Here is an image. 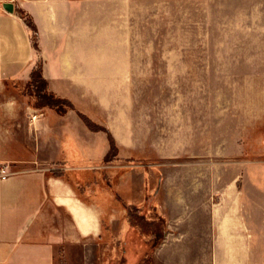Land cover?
<instances>
[{"label": "rangeland", "instance_id": "rangeland-1", "mask_svg": "<svg viewBox=\"0 0 264 264\" xmlns=\"http://www.w3.org/2000/svg\"><path fill=\"white\" fill-rule=\"evenodd\" d=\"M52 1L64 28L94 29L97 20L99 106L76 110L51 94L39 60L36 74L4 86L3 102L16 107L20 141L43 108L53 117L75 111L82 122L78 141L52 122L39 165L98 214L102 235L61 248L56 264H214L208 220L228 213L254 231L244 239L249 264H264V0ZM21 14L38 50L34 17ZM128 208L166 221L152 230L130 220ZM188 214L210 239L181 238L189 223L177 230L167 221ZM227 225L222 240H229ZM171 242L174 249L155 262L154 252Z\"/></svg>", "mask_w": 264, "mask_h": 264}, {"label": "crops", "instance_id": "crops-1", "mask_svg": "<svg viewBox=\"0 0 264 264\" xmlns=\"http://www.w3.org/2000/svg\"><path fill=\"white\" fill-rule=\"evenodd\" d=\"M52 2L0 0V264H56L61 248L87 246L102 235L98 214L68 196L62 180L51 177L45 165H39L45 163L48 155V129L55 120L69 127L63 129L66 135L76 141L82 140L76 128L77 124L82 126V122L76 112L53 117L49 109L39 110L37 113L44 118H29L27 122L32 133H27L26 140L20 141L13 129L16 107L3 102L4 86L29 79L39 60L42 79L51 94L72 102L76 110L99 106L97 20L94 29L91 23L89 27L68 25L64 28L57 22L58 8ZM5 3L13 4V13L3 8ZM21 13L33 15L40 30L38 50L31 28ZM88 98L97 105H81ZM36 124L42 128L37 136L33 129ZM59 147L62 149L61 142ZM232 195L236 197L235 192ZM161 217L166 221L163 215ZM211 218L207 227L210 229L213 221L217 239L214 264H249V249L244 251L243 246L249 247L244 239L252 237L254 231L244 232L243 219L233 213ZM225 220L228 221L229 240L221 239V224ZM167 221L177 230L180 222L189 223V229L181 232V238L211 237L209 231L204 233L198 229L200 220L191 214ZM174 244L160 246L154 252V261H159L164 250L172 251Z\"/></svg>", "mask_w": 264, "mask_h": 264}, {"label": "trees", "instance_id": "trees-1", "mask_svg": "<svg viewBox=\"0 0 264 264\" xmlns=\"http://www.w3.org/2000/svg\"><path fill=\"white\" fill-rule=\"evenodd\" d=\"M28 25L30 28H32L31 23H29ZM38 73H39V77L41 78L42 77L41 72L39 71ZM33 74H36V72H34ZM82 118L84 121H86V123L90 127L91 126V124L89 125L90 121L88 122V120L83 116H82ZM127 207H129V206H127ZM128 209L130 211L128 214V217L130 220L134 219L139 224H146L147 226L152 227V230H155V231L157 230V228H155V227L157 226L158 223H162V224L165 223V220L161 217V215H159L157 213H153L154 216L147 218V214L137 212V210L139 211L140 209H137L136 212H134L133 208H128Z\"/></svg>", "mask_w": 264, "mask_h": 264}, {"label": "water", "instance_id": "water-1", "mask_svg": "<svg viewBox=\"0 0 264 264\" xmlns=\"http://www.w3.org/2000/svg\"><path fill=\"white\" fill-rule=\"evenodd\" d=\"M3 8H4L7 12H10V13H13V12H14V6H13V4H11V3H5V4H3Z\"/></svg>", "mask_w": 264, "mask_h": 264}]
</instances>
